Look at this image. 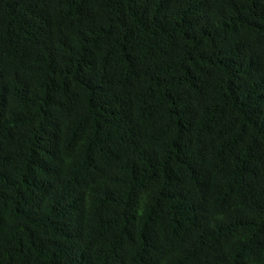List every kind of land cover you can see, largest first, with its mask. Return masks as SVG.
Instances as JSON below:
<instances>
[{
  "label": "trees",
  "instance_id": "1",
  "mask_svg": "<svg viewBox=\"0 0 264 264\" xmlns=\"http://www.w3.org/2000/svg\"><path fill=\"white\" fill-rule=\"evenodd\" d=\"M0 264H264V0H0Z\"/></svg>",
  "mask_w": 264,
  "mask_h": 264
}]
</instances>
